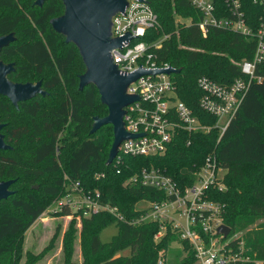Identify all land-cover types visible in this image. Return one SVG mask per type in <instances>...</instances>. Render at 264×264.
I'll use <instances>...</instances> for the list:
<instances>
[{
  "label": "trees",
  "instance_id": "trees-1",
  "mask_svg": "<svg viewBox=\"0 0 264 264\" xmlns=\"http://www.w3.org/2000/svg\"><path fill=\"white\" fill-rule=\"evenodd\" d=\"M29 2L0 0V7L13 10L0 11V34L11 30L14 34V39L1 48L0 59L17 58L8 77L19 81L27 72L40 74L41 86L46 90L43 95L18 102L17 107L0 95V118L17 112L25 119L9 131L13 145L8 143L10 148L0 149V179L14 178L9 187L12 193L0 200V264H15L10 259L20 249L23 231L45 210L48 199L65 193L66 184L71 181H77L84 191L97 189L99 199L115 205L124 216L116 219L102 209L80 217L81 264H158V249L166 247L172 231L165 230L155 240L153 236L159 228L156 221L131 224L127 219L140 211L135 208L137 200L159 198L162 193L137 181H123L141 167L152 165L178 184L188 182L189 169L209 152L225 169V188H211L210 196L221 205L220 215L229 226L228 235L237 233L230 242L235 251L237 240L241 239V253L249 256L248 260L230 264H254L255 259L264 264V57L254 69V74L261 78L249 81L239 107L218 140L214 128L207 132L178 129L161 153H123L118 161L106 164L111 125L104 124L89 132L91 116L105 114L106 107L91 83L77 88V75L83 71V64L76 47L65 42L49 24L50 17L62 12L61 1L44 0L42 6L33 5V0ZM211 2L218 16L229 14L224 0ZM240 3L246 23L254 32L262 7L252 0ZM148 4L156 13L157 25L148 27L143 39H160V45L152 48L155 60L179 68L171 73L176 96L201 122H212L214 117L197 105L195 78L204 74L224 83L241 75L238 62L252 57L255 36L216 27L208 28L202 35L197 25L199 12L186 0H148ZM175 13L188 18V22L175 23ZM20 21L24 22L19 25ZM75 63L78 69L72 73ZM59 84L65 85L66 91L54 100L49 99L50 90ZM37 97L46 102L41 103ZM3 123L1 133L6 125ZM61 129L64 131L60 132ZM3 136L5 141L4 133ZM245 167L259 170L249 176ZM55 212L72 213L66 205ZM110 221L115 222L117 233L108 241H101L98 230ZM72 241L70 225L61 238L63 264L70 260ZM125 247L129 253H119ZM39 254L26 252L22 264L34 261ZM161 254L162 264H195L191 249L185 256H181L179 249Z\"/></svg>",
  "mask_w": 264,
  "mask_h": 264
},
{
  "label": "built area",
  "instance_id": "built-area-1",
  "mask_svg": "<svg viewBox=\"0 0 264 264\" xmlns=\"http://www.w3.org/2000/svg\"><path fill=\"white\" fill-rule=\"evenodd\" d=\"M199 12L197 25L202 35L208 28H224L243 35H254L256 42L250 59L238 62L241 75L234 76L228 82H218L200 74L195 78L199 91L197 105L204 112L213 116L212 122H201L191 109L180 100L174 89L171 73H144L130 81L126 92L136 94L137 99L127 103L122 115L123 127L130 133H138L127 137L118 144L117 152L112 160L118 161L123 153L149 155L163 152L178 129L187 132H207L214 128L218 131L217 140L230 118L236 112L252 78L259 80L261 76L254 74L255 64L264 57V0H252L262 7L263 13L258 16V26L253 32L246 23L240 0H224L228 15L218 16L211 0H186ZM113 35L129 32L133 35L120 47L110 50L111 58L121 72L134 70L138 65L144 68H166L167 62L155 60L154 48L160 45V39L146 41L143 39L148 27H156L157 16L149 6L148 0H127L123 12L111 17ZM153 48V49H152ZM223 118V119H222ZM111 160V161H112ZM224 168L218 163L214 153H207L202 161L189 169L191 176L188 182L178 184L169 174L155 166H143L136 173L127 177L123 184L139 182L162 193L159 198H141L144 204L136 206L140 210L127 222L137 224L146 220H154L159 227L166 226L181 240L191 247L195 264H230L236 260H248L242 254V240H237L238 251L230 242L237 233L228 235L217 232L219 224H225L220 215L221 205L210 196L211 188L221 189V171ZM66 192L56 204L59 210L63 205L70 208V201L81 210L82 215H89L98 210H107L116 219H123L115 205L99 199L97 189L84 191L77 181L66 184ZM77 195L72 200L71 194ZM212 220L211 223L208 221ZM226 225V224H225ZM159 234V231H157ZM156 233V234H157ZM154 234L155 236H157ZM219 238V239H217ZM163 256L158 254L157 263L162 264ZM261 264L262 260H253Z\"/></svg>",
  "mask_w": 264,
  "mask_h": 264
},
{
  "label": "water",
  "instance_id": "water-1",
  "mask_svg": "<svg viewBox=\"0 0 264 264\" xmlns=\"http://www.w3.org/2000/svg\"><path fill=\"white\" fill-rule=\"evenodd\" d=\"M62 12L49 18L51 28L63 36L65 42H71L78 52L83 64V71L77 75V88L91 83L97 91L99 101L105 105L106 113L91 116L89 132H94L104 124L111 125L112 139L107 150L105 163L111 162L121 140L135 136L123 127L122 115L124 106L138 98L136 94L126 92L127 84L144 73L177 72L179 68L172 65L166 68H144L138 65L134 70L121 72L113 62L110 50L120 47L133 35H113L111 32L112 15L123 12L127 0H60ZM44 0H33L35 6H42ZM14 39L13 31L0 34V50ZM14 70V61L0 59V95L17 107L18 102L27 100L37 94L43 95L46 90L41 80L14 81L8 74ZM0 122V129L3 126ZM0 132V149L10 148ZM14 178L0 179V200L6 198L12 189L10 184ZM36 186V185H34ZM217 232L226 234L229 226L219 224Z\"/></svg>",
  "mask_w": 264,
  "mask_h": 264
},
{
  "label": "rangeland",
  "instance_id": "rangeland-1",
  "mask_svg": "<svg viewBox=\"0 0 264 264\" xmlns=\"http://www.w3.org/2000/svg\"><path fill=\"white\" fill-rule=\"evenodd\" d=\"M25 3L29 4V0H24ZM13 11L6 7H0V11ZM188 18H184L178 14H174V22L178 23H187ZM24 21H20L19 25H21ZM165 35H162L164 37ZM16 60V56H11L9 60ZM240 62V61H239ZM77 65H75L71 68V72H75L77 70ZM22 72V71H21ZM28 73V72H27ZM22 75L19 79V81H35L36 79L40 78V74L37 73H28V74ZM66 86L63 84H59L54 89L50 90V98L49 99H56L60 93L66 91ZM38 101H40L39 97L36 98ZM44 101V100H43ZM41 103L44 102L40 101ZM223 119V118H222ZM0 120L2 122H5L6 125L4 128H2V132L5 135V141L9 143L10 145H13L14 140L9 134V131L18 123H21L25 121L24 117L15 112L11 116H8L6 118L1 117ZM64 130L61 129L60 132H63ZM259 168L256 167H245V172L249 173L251 176L252 174L258 172ZM225 172V169L221 171V174ZM223 177V175H222ZM221 177V178H222ZM220 185L225 188V183L220 180ZM62 193H59L52 198L48 199V202L45 204V210L26 228L25 231H23V236L21 240V246L20 249L17 251V253L11 257L10 261L15 262V264H22L25 259L26 252H29L33 255L36 253L40 254L34 261H30L28 264H63V253L61 250V238L63 232L68 228V226L71 225L73 228V241H72V253L70 255V260L67 262V264H81L82 262V255H81V235H80V225H81V210L76 209V205L73 203V201H70V211L71 214H57L55 209L57 202L60 198H62ZM72 200H75L77 198V195L72 193L71 194ZM63 199V198H62ZM144 202L137 200L136 206L142 205ZM209 223L212 222V220L208 221ZM166 226L159 227L158 231L159 234L155 233L157 236H153L155 240H157L164 232L165 230L170 231L169 224L170 222H165ZM57 227V231L52 237V241H49L50 237L53 234V231L55 229V226ZM167 227V229H166ZM117 233V226L114 221H110L105 223L100 229L98 230V236L101 241H108L111 239V237ZM168 237H171L168 240V243L166 247H162L158 249V254L164 252L166 255L168 249H179L182 251L181 256H185L188 249H191L190 245L183 240L187 246L184 247V243L178 236L175 234L174 231H172L170 234H168ZM219 239V238H217ZM121 254H128L129 249L128 247H125L119 251ZM165 257V256H164ZM30 260V258H28ZM194 264V263H193Z\"/></svg>",
  "mask_w": 264,
  "mask_h": 264
},
{
  "label": "flooded vegetation",
  "instance_id": "flooded-vegetation-1",
  "mask_svg": "<svg viewBox=\"0 0 264 264\" xmlns=\"http://www.w3.org/2000/svg\"><path fill=\"white\" fill-rule=\"evenodd\" d=\"M12 31V30H11ZM11 42V41H10ZM9 61H11V60H9ZM12 61H14V60H12ZM9 75V74H8ZM12 80V79H11ZM1 96H3V95H1ZM5 97V96H4Z\"/></svg>",
  "mask_w": 264,
  "mask_h": 264
}]
</instances>
